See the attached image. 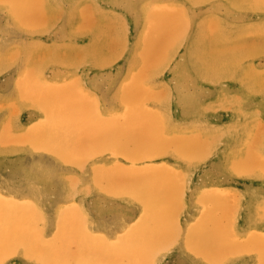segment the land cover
I'll return each instance as SVG.
<instances>
[{"label": "rangeland", "instance_id": "1", "mask_svg": "<svg viewBox=\"0 0 264 264\" xmlns=\"http://www.w3.org/2000/svg\"><path fill=\"white\" fill-rule=\"evenodd\" d=\"M85 1L84 6L79 1L82 11L92 18L100 13L122 15V20L107 19L105 23L107 27L118 24L123 29L124 60L132 45L137 48L130 60L141 69L134 82L125 87L124 112L117 120L103 118L102 127L98 118L88 115V110L85 115L72 116L75 110L88 106L72 100L66 90L55 91L59 93L54 94L55 99L38 101L48 110V116L28 136L31 140L39 136L63 144L101 141L108 146L106 152L117 153L134 164L117 168L123 176L133 179L128 184L144 192L139 200L149 212L140 219L137 228H141L122 238L115 252L110 251L112 245L108 242L102 245L108 253L100 264H154V252L181 250L180 237L187 238L183 246L186 256L176 264H264V209L260 208L264 203V179L257 176L264 161V81L259 79L264 75V29L259 31L264 26L261 3ZM61 2L59 12L68 7L66 1ZM43 5V0H0V34H15L27 26L34 32L37 24L45 21ZM168 24H173L172 30ZM163 25H168L170 31L167 27L163 31ZM237 54L233 65L216 66L217 57L229 60ZM18 55L17 51L10 60ZM3 59L0 54V92L8 70L1 67ZM250 86H254L255 93ZM35 87L32 78L19 84L24 101L29 99L33 105ZM145 90L151 91L153 98L147 97ZM1 104L2 101L0 108ZM68 112L70 116H66ZM123 166L131 171H123ZM152 167L163 170L154 171ZM249 235L256 236L248 239ZM59 239L56 236L57 241L44 248L60 251L64 239Z\"/></svg>", "mask_w": 264, "mask_h": 264}, {"label": "crops", "instance_id": "2", "mask_svg": "<svg viewBox=\"0 0 264 264\" xmlns=\"http://www.w3.org/2000/svg\"><path fill=\"white\" fill-rule=\"evenodd\" d=\"M63 1L68 7L59 12L61 0H43L46 18L34 32L27 26L0 34L1 67L8 69L0 92V264H100L108 253L102 245L108 242L115 252L149 212L139 200L144 192L128 184L133 179L117 168L134 164L106 152L104 142L63 144L28 136L48 116L38 101L55 99L64 90L88 106L72 116L88 110L102 127L105 119L117 120L124 112L125 87L139 73V65L130 60L135 45L124 60L123 29L105 23L122 20V15L92 18L82 11L79 1L84 6L85 0ZM30 78L35 105L19 92V84ZM56 236L64 239L60 251H47L44 246ZM179 240L180 251L154 252V264L182 262L187 238Z\"/></svg>", "mask_w": 264, "mask_h": 264}, {"label": "bare ground", "instance_id": "3", "mask_svg": "<svg viewBox=\"0 0 264 264\" xmlns=\"http://www.w3.org/2000/svg\"><path fill=\"white\" fill-rule=\"evenodd\" d=\"M23 2H24V1H23ZM257 2H260L261 5H259V6H261V7L263 6V8H264V2H263L262 0H257ZM168 3H169V2H168ZM175 3H176V2H175ZM238 3H242V1L237 0L236 4H238ZM243 4H244V3H243ZM21 6H22V5H21ZM88 6H89V5H88ZM90 6H91V5H90ZM156 6H157V5H156ZM162 6H163V5H162ZM91 7H92V6H91ZM95 7H96V5H95ZM160 8H161V6H160ZM96 9H97V7H96ZM259 9H261V8H259ZM152 10H153V9H152ZM152 10H151V11H152ZM28 13H29V12H28ZM177 14H178V13H177ZM185 14H186V13H185ZM151 15H152V13H151ZM169 15H170V14H169ZM163 16H164V15H163ZM165 16H166V15H165ZM170 16H172V15H170ZM150 17H151V16H149V18H150ZM82 18H83V17H82ZM157 18H158V17H157ZM163 18L165 19V17H163ZM160 19H162V17H161ZM175 19H176V18H175ZM218 19H219V18H218ZM156 20H157V19H156ZM162 20H163V19H162ZM173 20H174V19H173ZM188 20H189V19H188ZM159 21H160V20H159ZM159 21H158V23H159ZM165 21H167V20H165ZM174 21H177V20H174ZM153 22H154V21H153ZM177 22H178V21H177ZM94 23H95V21H94ZM155 23H156V22H155ZM164 23H165V22H164ZM166 23H167V22H166ZM169 23H170V20H169ZM218 23H219V21H218ZM173 24H175V23L173 22ZM173 24H172V25H173ZM176 24H177V23H176ZM178 24H179V23H178ZM205 24H206V23H205ZM160 25H161V23H160ZM168 25H169V24H168ZM168 25H167V26H168ZM172 25H171V26H172ZM222 25H224V24H222ZM259 25H260V24H259ZM259 25H258V26H259ZM146 26H147V25H146ZM167 26H165V27H167ZM169 26H170V25H169ZM171 26H170V28H171V30H172V27H171ZM210 26H211V25H210ZM258 26H257V27H258ZM2 27H3V26H2ZM157 27H158V26H157ZM163 27H164V25H163ZM165 27L163 28V31H164ZM211 27H212V26H211ZM249 27H250V26H249ZM249 27H248V28H249ZM159 28H160V27H159ZM208 28H209V27H208ZM230 28H231V27H230ZM230 28H229V29H230ZM167 29L169 30L168 27H167ZM227 29H228V28H227ZM263 29H264V26H263V24H262V26L259 28V31L263 32V31H262ZM156 30H158V29H156ZM156 30H155V31H156ZM174 30H175V29H174ZM174 30H173V31H174ZM207 30H208V29H207ZM169 31H170V30H169ZM179 31H180V30H179ZM176 32H177V30H176ZM225 32H228V30L225 31ZM165 33H166V34H167V33H171V34H170L171 36H172V34L174 35L173 32H167V31H165L164 34H165ZM263 33H264V32H263ZM145 34H146V33H145ZM228 34H229V33H228ZM228 34L225 33V35H227V36H228ZM161 35H162V34H161ZM163 36H164V35H162V38H163ZM166 36H167V35H166ZM174 36H175V35H174ZM262 36H263L262 38H263V40H264V35H262ZM9 37H10V36H9ZM146 37H147V36H146ZM260 37H261V36H259V38H260ZM15 38H16V37H15ZM151 38H152V37H151ZM165 38H166V37H165ZM259 38H258V40H260ZM168 39H169V38H168ZM168 39H167V40H168ZM148 40H149V38H148ZM150 40H151V39H150ZM263 40H261V41H263ZM160 41H161V40H160ZM227 41H228V40H227ZM2 42H3V41H1L0 44H1ZM163 42H166V39H165V41L163 40ZM171 42H173V41L171 40ZM148 43H149V41H148ZM159 44H160V43H159ZM159 44H157V47H158ZM172 44H175V43H172ZM164 45H165V44H164ZM160 46H161V45H160ZM162 46H163V45H162ZM169 46H170V45H169ZM171 47H172V46H171ZM238 47H239V46H238ZM146 48H147V46H146ZM146 48H145V49H146ZM165 48H167V47H165ZM134 49H137L136 46H135ZM143 49H144V47H143ZM143 49H142V50H143ZM157 49H158V48H157ZM170 49H172V48H170ZM142 50H141V52H142ZM162 50H163V49H162ZM156 51H157V50H156ZM167 51H168V50H167ZM169 51H170V50H169ZM238 51H240V48L238 49ZM150 52L152 53V51H150ZM159 52H160V50H159ZM159 52L157 51L156 53H159ZM1 53H2V52H1ZM154 53H155V52H154ZM163 53H164V52H163ZM160 54H161V52H160ZM169 54H170V53H169ZM191 54H192V53H191ZM140 55H141V54H140ZM140 55H139V57H140ZM145 55H146V54H145ZM142 56H144V55H142ZM167 56H168V55H167ZM130 57H132V56L130 55ZM149 57H151V55H150ZM152 57H153V56H152ZM198 57H199V56H198ZM200 57H202V56H200ZM140 58H141V57H140ZM140 58H139V59H140ZM237 58H238V54H237L236 56H234V57H231L229 60L225 59L224 57H217V58H216V59H217L216 66L222 68L223 66H226V67L229 66L231 63H232V65H233V64L237 61ZM14 59H15V58H14ZM160 59H162V58H160ZM168 59H169V58H168ZM194 59H195V58H194ZM196 59H198V58H196ZM200 59H201V58H199V60H200ZM206 59H207V58H206ZM206 59H205V60H206ZM209 59H210V58H208V60H209ZM136 60H137V59H136ZM140 60H141V59H140ZM150 60H152V59H150ZM138 61H139V60H138ZM197 61H198V60H197ZM131 62H132V58H131ZM133 62H134V61H133ZM133 62H132V63H133ZM139 62H140V61H139ZM141 62H142V61H141ZM151 62H152V61H150L149 63H151ZM154 62H155V61H154ZM194 62L197 63L196 60H195ZM203 62H204V61H203ZM203 62H202V65L204 64ZM205 62H206V61H205ZM207 62H208V61H207ZM143 63H144V62H143ZM147 63H148V61H147ZM147 63H146V64H147ZM210 63H211V62H210ZM139 64H140V63H139ZM152 64H153V63H152ZM140 65H141V64H140ZM158 65H159V64H158ZM162 65H163V64H162ZM195 65H196V64H195ZM202 65H201V66H202ZM204 65H205V64H204ZM142 66H143V65H142ZM142 66H141V67H142ZM150 66H151V65H150ZM208 66H209V65H208ZM161 67H162V66H161ZM208 68H209V67H208ZM140 69H141V68H140ZM148 72H149V71H148ZM205 73H206V72H205ZM206 74H207V73H206ZM142 75H143V74H142ZM144 75H145V74H144ZM151 75H152V74H151ZM215 75H217V74L215 73ZM145 76H146V75H145ZM263 78H264V75L262 74L261 77H259V79L262 80V82H263V81H264ZM143 79H144V78H142V80H143ZM146 80H147V79H146ZM75 82H76V81H75ZM239 83H240V82H239ZM125 84H126V83H125ZM244 84H245V83H244ZM244 84H243V85H244ZM255 85H256V84H255ZM71 86H72V85H71ZM141 86H142V85H141ZM245 87H247V86L245 85ZM250 87H251V86H250ZM123 88H124V86H123ZM148 88H150V87H148ZM251 88H253V92L255 93V91H254V86L251 87ZM251 88H250V89H251ZM256 88H257V87H256ZM256 88H255V90H256ZM259 89H261V88H259ZM60 90H61V89H60ZM143 90H144V89H143ZM247 90H248V89H247ZM21 91H22V90H21ZM129 91H131V89H129ZM250 91H251V90H250ZM259 91H260V90H259ZM144 92L146 93L147 97H149V98L152 97V94H153V93H152L151 91H149V90L146 91V90H145ZM63 93H64V92H63ZM151 93H152V94H151ZM259 93H262V92H259ZM124 94H125V93H124ZM262 94H263V93H262ZM127 95H128V94H127ZM32 97H33V96H32ZM127 97H128V96H127ZM152 98H153V97H152ZM23 99H24V98H23ZM126 99H127V98H126ZM128 100H129V99H128ZM232 102H233V101H232ZM123 104H124V103H123ZM40 108H41V107H40ZM144 111H146V107H145V108L143 107V112H144ZM2 112H3V111H2ZM6 112H7V111H6ZM144 113H145V112H144ZM44 114H45V113H44ZM0 120H1V119H0ZM231 121H232V120H231ZM248 121H249V120H248ZM46 122H47V121H46ZM49 123H50V122H49ZM229 123H230V122H229ZM227 124H228V123H227ZM219 125H220V124H219ZM232 125H233V124H232ZM41 126H42V125H41ZM41 126H35L31 131H35L38 127H41ZM4 128H5V127H4ZM229 128H230V125H229ZM224 129H225V128H224ZM222 130H223V129H222ZM209 135H210V134H209ZM11 138H12V137H11ZM153 140H154V139H153ZM154 141H155V140H154ZM253 141H254V140H253ZM229 143H230V142H229ZM262 144H263V143H262ZM154 146H155V145H154ZM157 146H158V145H157ZM73 148H74V147H73ZM231 152H232V151H231ZM185 153H186V152H185ZM229 156H230V155H229ZM121 157H122V156H121ZM123 158H124V157H123ZM251 161L254 162L253 160H251ZM255 161H256V160H255ZM257 163H258V162H257ZM248 164H249V163H248ZM248 164H247V165H248ZM251 164H252V163H251ZM260 164H262V165H261V173H260L259 175H257V176H259L260 178L264 179V161L261 162ZM253 165H254V164H253ZM253 165H252V166H253ZM257 165H258V164H257ZM257 165H256V166H257ZM120 166H121V165H120ZM103 167H104V166H103ZM253 167H255V166H253ZM137 168H138V167H137ZM155 168H156V169H155ZM132 169H133V168H132ZM151 169H152V170L154 169V171L163 170V169H160V168H157V167H152ZM94 170H97V169H94ZM122 170H123V171L126 170L127 172H130V171H131L130 169L125 168V166L122 167ZM136 170H137V169H136ZM97 171H98V170H97ZM114 171H115V170H114ZM133 171H134V170H133ZM165 172H167L168 174H171V171H169V170H167V171H165ZM246 173H248V172L246 171ZM142 174H143V173H142ZM144 174H145V173H144ZM234 174H235V173H234ZM248 174H249V173H248ZM248 174H247V175H248ZM255 174H256V173H255ZM257 174H258V173H257ZM126 176H127V175H126ZM130 176H131V175H130ZM242 176H243V175H242ZM250 177H252V176H250ZM93 182H94V181H93ZM69 185H70V184H69ZM100 185H101V184H100ZM102 185H103V184H102ZM138 186H141V185H138ZM70 187H71V186H70ZM101 187H102L101 189H103V186H101ZM144 188H145V186L143 187V190H144ZM103 190H104V189H103ZM222 192H223V191H222ZM155 203L157 204V202H155ZM199 204H200V203H199ZM235 204H236V202H235ZM260 208L264 209V203L262 204V206H261ZM177 218H178V217H177ZM211 219H213V218H211ZM236 220H237V219H236ZM236 220H235V221H236ZM197 223H198V222H197ZM192 224H193V223H192ZM234 225H235V224H234ZM49 228H50V227H49ZM56 228H57V227H56ZM128 228H129V227H128ZM201 228H202V226H201ZM187 229H188V228H187ZM194 230H195V229H194ZM232 233H233V232H232ZM232 233H230V234H232ZM123 234H124V233H123ZM189 235H190V234H189ZM238 235H239V234H238ZM191 236H192V235H191ZM191 236H190V237H191ZM259 236L262 238L264 235H263V236L259 235ZM51 237H52V236H51ZM116 237H117V236H116ZM183 237H184V236H183ZM190 237H189V238H190ZM234 237H236V236H234ZM253 237H254L253 235H249L248 239H252ZM258 239H259V238H258ZM253 241H254V240H253ZM250 242H251V240H250ZM257 245H258V244H257ZM22 249H23V248H22ZM254 249H255V248H254ZM224 254H225V253H224ZM235 254H236V253H235ZM213 259H214V258H213ZM220 261H221V260H220Z\"/></svg>", "mask_w": 264, "mask_h": 264}]
</instances>
